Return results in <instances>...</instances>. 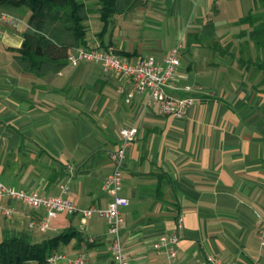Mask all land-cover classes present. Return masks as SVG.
I'll return each mask as SVG.
<instances>
[{
  "label": "crops",
  "instance_id": "crops-1",
  "mask_svg": "<svg viewBox=\"0 0 264 264\" xmlns=\"http://www.w3.org/2000/svg\"><path fill=\"white\" fill-rule=\"evenodd\" d=\"M144 2L107 26L92 15L87 45L104 44L130 61L162 62L181 44L168 94L202 99L183 118L162 115L157 105L145 108L146 95L99 65L68 64L44 76L24 71L16 57L31 11L0 9V182L65 196L81 209L106 208L110 152L120 146L122 129L137 127L121 191L130 202L121 230L130 264H209L210 256L264 264V32L257 33L264 0ZM0 204L15 208L0 216V241L40 243L76 231L78 237L60 246L56 254L65 258L57 264H74L81 250L86 264H115L105 219L59 214L41 233L30 224L44 209ZM178 215L184 232L173 260L152 243L171 234Z\"/></svg>",
  "mask_w": 264,
  "mask_h": 264
},
{
  "label": "built area",
  "instance_id": "built-area-1",
  "mask_svg": "<svg viewBox=\"0 0 264 264\" xmlns=\"http://www.w3.org/2000/svg\"><path fill=\"white\" fill-rule=\"evenodd\" d=\"M2 18L12 21V17L5 13ZM0 29V36H1ZM182 45L179 44L172 50L171 54L162 62L157 61L152 56L139 57L135 61H130L125 56L117 53L112 48H105L99 44H91L86 47L73 49L68 56V64L78 66L82 62L99 65L105 73L116 74L124 77L134 91L147 96L145 108L157 105L162 115L174 118H183L187 115L188 109L201 103V98L180 97L174 98L168 94V89L172 85L176 69L180 66V53ZM186 91H191L186 87ZM203 92V89H201ZM208 96H213L208 93ZM127 102L129 100L127 99ZM138 128H124L120 131L121 144L114 151L110 152L113 162V172L104 182V190L111 197L112 201L108 207H91L89 209L79 208L73 201L65 196L47 197L35 193H28L24 190L9 187L0 182V199H6L11 203H20L32 210L44 209L46 215L37 221H32L31 229L45 233L51 225V221L59 214L80 215L88 219L95 215L105 219L109 225L108 235L111 239V251L115 264H130L131 257L123 247L121 241V230L124 224L122 210L130 204L129 199L121 195L123 188V168L126 158V149L135 141L138 136ZM63 194H68L69 187H62ZM15 212L13 206H3L0 204V216H11ZM184 232V218L177 216L175 227L170 235H162L152 243V248L158 253H166L173 260L177 257L176 246ZM95 238H89V243H95ZM262 245L264 247V230L262 231ZM64 255L55 254L49 258L50 264H57L64 259ZM88 253L81 250L74 260V264H86ZM209 264H234L224 262L216 257H208Z\"/></svg>",
  "mask_w": 264,
  "mask_h": 264
},
{
  "label": "trees",
  "instance_id": "trees-1",
  "mask_svg": "<svg viewBox=\"0 0 264 264\" xmlns=\"http://www.w3.org/2000/svg\"><path fill=\"white\" fill-rule=\"evenodd\" d=\"M144 3V0H0V9L31 11L16 60L24 71L44 76L61 71L68 65L73 49L87 46L92 15L98 14L107 26L114 17L130 13ZM249 20L250 17L245 19ZM260 32H264V27L257 30ZM78 236L76 231H67L40 243L21 238L0 241V264H50L49 258L60 246Z\"/></svg>",
  "mask_w": 264,
  "mask_h": 264
}]
</instances>
